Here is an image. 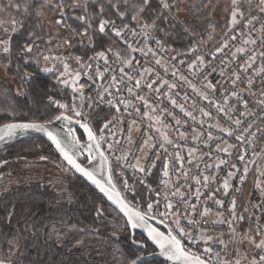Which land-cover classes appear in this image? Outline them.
<instances>
[{"label":"snow or ice","instance_id":"obj_1","mask_svg":"<svg viewBox=\"0 0 264 264\" xmlns=\"http://www.w3.org/2000/svg\"><path fill=\"white\" fill-rule=\"evenodd\" d=\"M13 8L25 17H31L34 9L36 27L40 29H28L16 57L25 65L34 62L39 66L43 61L41 70L56 73V84L62 86L65 97L71 90V100L62 102L49 95L46 111L33 119H18L15 107L5 108L0 115V142L29 133L41 134L57 154L62 170L98 192L97 222L104 223L107 204L130 240L128 248L114 249L117 264H153L152 257H163L164 264H264V165L260 163L264 149L255 150V145L264 141V0H230L225 9L226 29L214 50L208 49L201 37L183 52L167 43L169 29L181 27L186 37L196 34L190 31V24L179 21L174 14L173 9L177 13L181 9L173 0H157L156 8L152 0H24L23 7L20 0H7L6 4L0 0V13ZM215 8L214 0H199L187 11L193 19H207L210 14L203 9ZM69 9L81 12L73 15ZM48 12L57 14L51 18L57 35L53 37L49 32L45 39L39 18ZM3 22L0 19V24ZM23 27V23L18 25L12 19L11 31L2 29L0 56L7 59H0V67L5 71L12 63L13 38ZM209 28L214 32L216 25L209 23ZM77 37L91 55L87 51L67 56L53 53L54 41L56 48L71 49ZM97 37L107 38L110 43L98 49ZM208 38H212L211 33ZM237 39L240 45L232 50V42ZM42 44L47 46L44 51ZM241 56L243 62L238 59ZM217 60L220 79L213 82ZM185 64L189 75L201 78L199 87L181 71ZM31 77L32 73L25 71L21 80L27 82ZM178 85H187L207 107L193 101L189 110L186 102L190 97L187 93L181 97L176 91ZM103 105L109 112L115 110L111 119L104 114ZM176 109L199 126L192 127L193 145L187 147L186 156L182 150L189 133L181 129L187 120L182 121ZM124 113H135L140 123H147L142 128L136 118L131 119L127 136L121 128L128 144L139 143L140 155H133V164L128 163L130 152L115 157L120 166L117 171L112 156L114 146L121 141L115 139L114 129L117 123L124 125L125 121L119 119ZM134 131L142 133V143L134 141ZM233 139L235 142H230ZM169 147L177 151L170 152ZM49 159L40 156L41 161ZM161 160V187L154 188L147 177ZM8 163L0 159V166ZM125 164L137 174L131 184L121 175ZM250 171L257 199L253 202L250 195L241 210L233 193L241 191ZM138 189L146 191L147 198ZM68 199H72L71 193ZM15 214L12 205L7 210L9 224ZM24 223L25 231L31 228L37 234L44 227L48 238L55 235L61 239L74 230L101 236L99 227L77 229L63 220L60 225L67 228V233L56 223L50 228L42 226L35 216L26 217ZM225 226L226 232H217ZM18 239V234L13 235L10 245ZM77 243L82 244L83 239ZM0 264L6 262L0 260Z\"/></svg>","mask_w":264,"mask_h":264},{"label":"trees","instance_id":"obj_2","mask_svg":"<svg viewBox=\"0 0 264 264\" xmlns=\"http://www.w3.org/2000/svg\"><path fill=\"white\" fill-rule=\"evenodd\" d=\"M152 4L153 8L157 7L155 1H152ZM80 12L81 10L76 13L80 14ZM13 14L20 23H23L24 27L13 38L12 63L7 72L9 76L13 77L16 73L23 75L27 71L32 73V77L27 82L22 81L23 95H17L13 85L8 82L0 84V115L4 114L5 108L11 106L16 108L19 114L18 119H33L46 111L49 95L62 99V101H68L69 94L65 97L62 86L56 84V73L46 76L34 62L25 65L23 60L16 57V51L23 43L28 29L30 27L36 28L37 31L40 29L36 27L37 18L34 9L31 17H25L23 13L17 15L15 10ZM39 21L45 32V39H47L46 34L49 32L40 18ZM190 39L197 41L199 38L186 37L183 29L177 27L175 31L169 29L167 43L177 51H184ZM109 43L107 38L97 37L98 49L102 46L106 47ZM84 44L87 45L88 41ZM44 46L46 45H41V50ZM63 49L65 56L79 55L85 51H87V55L92 54L91 50L81 46L78 37L73 40L71 49ZM0 59H7V57L0 56ZM72 63L74 65L75 62ZM49 153L58 162L57 154L48 142L37 137L18 138L0 150V159L9 162L1 167L13 168L14 166L15 169L21 170L23 168L21 162L25 159L32 158L38 162L30 167L31 176L28 175L25 180L22 179L20 185L0 196V244L2 251L18 250L15 261H4L10 262V264H117L114 259V249L130 246L128 234L121 231L119 218L105 204V220L102 225L99 224L96 220L95 208L100 202V195L84 180L78 179L71 172H68V176L63 179L59 175L54 176L51 173L53 169L40 160V156ZM47 170L48 176L44 181H41L40 177L45 175L44 172ZM55 177L56 181H53ZM52 182H55L56 186H50ZM69 193L72 194L71 200L68 199ZM12 205L16 207V214L9 224L7 210ZM32 216L36 217L39 224L48 228L56 223L57 227L62 228L65 233H67V228L60 225L61 220L65 224L76 225L77 229L79 227H99L101 236L96 238L74 230L61 239H57L55 235L48 238L45 236L44 227L39 230V234L33 232L31 228L25 231L24 220L26 217L31 218ZM113 233L116 235L113 236ZM17 234L18 242L10 245L9 242L13 235ZM117 236L119 237L118 241ZM137 237L139 238V233H137ZM81 239H83V243H77ZM151 260L153 264H164V260L161 258Z\"/></svg>","mask_w":264,"mask_h":264},{"label":"rangeland","instance_id":"obj_3","mask_svg":"<svg viewBox=\"0 0 264 264\" xmlns=\"http://www.w3.org/2000/svg\"><path fill=\"white\" fill-rule=\"evenodd\" d=\"M152 1H155L157 3V0H152ZM20 2L23 7L24 1L20 0ZM173 2L176 3L177 6L181 9L178 13L175 11V9H173L174 14L178 17L179 21L190 24L191 25L190 31L196 34L194 37H197L199 39L203 37L204 40L206 41V44L209 45L217 41L219 36L223 33V30L226 29L225 9L229 8L230 0H214V3L216 4L215 10L203 9V11L206 14H210L208 15L207 19H205V17H201L200 19H193V14L187 11V8L189 7L190 4H197L199 3V0H173ZM3 3L6 4L7 0H5ZM14 10L15 9L13 8V11L11 12L0 13V19H3L4 21L3 24H0V35H4L2 31L3 28H8L9 32L11 31V20L12 19H15L18 25L20 24L19 19L16 18L13 14ZM69 11L73 15H77L78 13L76 12H79L80 9H75V10L69 9ZM56 15L57 14L54 12H48L45 16L40 17L43 25L47 28L48 32L52 34L53 37L57 35V28L54 25V23H52L51 18ZM209 23L216 25L214 32L209 28ZM209 33H211V37H212L211 39L208 38ZM87 41H88L87 38H85L84 42H87ZM54 42H53V53L54 54L59 53L63 55L64 49L56 48ZM46 47L47 46H44L42 48V51L46 50ZM43 66H44V63L43 61H41L39 65L40 71H42L41 69L43 68ZM21 76H22V73H18V74L16 73L15 76L13 77L9 76L8 72L5 71L3 67H0V84L5 83V82L12 84L14 87V91L17 95H23V89H22L23 85H22ZM62 102H69V100L68 101L65 100ZM15 140L16 139L10 142H7L3 146ZM49 154L47 156H49L50 159L44 162L53 169L51 173H53L54 176H57V175L61 176V179H63V177L68 176V172H65L62 170L63 166L60 165L57 162V160L51 156V153ZM37 163L38 162H36L35 159H32V158L25 159L21 162V166H23L21 170L15 169L14 166L13 168L12 167L8 168L7 166L6 167L0 166V196L4 195L6 192L13 190L14 187H17L18 185H20L22 183V179L25 180L28 175L31 176L32 172L30 170V167L34 166ZM47 173H48V170L47 172L46 171L44 172L45 175L40 177L41 181H44V179H46V177L48 176ZM53 181H56V177L53 179ZM54 185L56 186L55 182H52L50 184V186L52 187ZM15 247H18V246H15ZM17 254H18L17 249L11 250L8 252H3L2 246L0 244V260L15 261Z\"/></svg>","mask_w":264,"mask_h":264},{"label":"built area","instance_id":"obj_4","mask_svg":"<svg viewBox=\"0 0 264 264\" xmlns=\"http://www.w3.org/2000/svg\"><path fill=\"white\" fill-rule=\"evenodd\" d=\"M256 27L259 28V24H257ZM223 34L224 33H222L219 36L218 40L213 42L212 44H209V45L206 44V47L208 49H213L214 50V47L217 46L218 43L222 40ZM256 35H259V33H257ZM192 41H193V39H190V42L188 43L187 47L190 46ZM232 45H233L232 50H234V48L236 46L240 45V40L237 39L235 42H232ZM226 51H228V50H226ZM178 52H183V51H178ZM136 55L138 56L139 54L137 53ZM238 59L240 60V62H243L244 57L241 56V57H238ZM187 62L190 63L191 61L188 60ZM215 64L217 66V74H214L213 77H211L213 82H215L217 79H220V77L218 76L220 61L219 60L215 61ZM259 64H260V60H259V57H258L257 58V65L259 66ZM181 71L185 75H189L188 70H187V64H185L183 66ZM209 71H211V69H209ZM189 78L192 80V82L194 84L197 85V87H199L201 85V83H202V80L199 77V75H197V76L189 75ZM84 79H87V78H84ZM168 79L171 80L172 77L169 76ZM88 83L91 84V81L89 80ZM225 86L227 87V85H225ZM256 87L257 88L260 87L259 82H257ZM176 91H178L180 93L181 97L185 93H187L189 95L190 99H189V101L186 102V107H188L189 110H192L191 109V105H192L193 101H195L198 106L207 107L206 102L200 101L199 98L191 91V89L187 85H182V86L178 85V88L176 89ZM67 92L69 94V101H70L71 100V90L68 89ZM85 92L87 94L89 92V90L86 89ZM92 94L94 95V93H92ZM77 102L79 103V101H77ZM180 102L181 103H185L183 100H180ZM165 106H167L169 108L171 107L170 105L167 104V101H165ZM102 107L104 109V114L107 115L109 119H111L113 114H115V110L113 109L111 112H109L106 105H103ZM176 112L179 114V116L181 117L182 121L183 120H187V125H185L184 129H181V130H186L189 133L187 144L185 145V148L182 150V154H184L186 156L187 155V151H186L187 147L193 145V141L191 139L192 127H197L198 128L199 126L198 125H193V123H192V121L190 119H188L187 117H183V114L179 113V109H176ZM195 114H196L197 118L199 119L200 117H199L198 110L195 112ZM133 118L137 119L138 123L140 124V127L146 128V123L147 122L140 123L141 118H140V116H136L135 113L133 114V116H128L126 113H124L122 116H119V119H123L125 121V123H124V125H121V124L117 123L116 126H115V129H114V131L116 133L115 139L121 141V143H119L118 145L114 146L115 147V151H114L113 156H112V163H113V165L116 166L117 171H120V166L118 164H116L115 157L122 156V155L127 154V153L130 152V153H132V155H128V163L129 164H133V163H135V160L133 159V155H140V153L138 151L139 143L128 144L127 141L123 139V136H127V131H126L127 123H128V121H130ZM167 119H168V122H171V117H168ZM102 123H103V121H101V124ZM122 127L125 129V131L123 133V136L121 135V128ZM213 131H215V130H213ZM215 134L216 135H220L219 133H215ZM152 135L156 136L157 134L155 132H153ZM172 135L175 136V133H172ZM133 138H134V141H140V143H142V133L134 131L133 132ZM143 138H146V137H143ZM230 142L234 143L235 141L233 139ZM179 143L184 144L185 142L184 141H179ZM104 146L106 148L107 144H105ZM214 146L215 145H213V147ZM261 149H264V141L258 142L255 145V150L257 152H260ZM169 151L174 153L175 151H177V149H173V148L169 147ZM204 151H207V149H204ZM153 158H154V154H153ZM150 162L151 161H149V163ZM233 162H235V161H233ZM260 163L262 165H264V160H261ZM202 166L203 165H201V167ZM186 167H187V165H186ZM161 168H162V160H161L160 164L156 168L153 169L152 174L147 177L148 183L151 184L154 188H160L161 187V185H160V179L162 178ZM193 172H195L194 168H193ZM121 175H125L129 179V183L131 184L134 175H137V174H134L132 168L128 167L127 164H125ZM213 187H215V185H213ZM138 191L141 192V194L144 195L145 198H147L148 193L146 191H143L141 189H138ZM128 195L131 198V193H128ZM233 195L236 196L237 202L241 206V210H242V207L249 202L250 195H251L252 201L255 202V200L257 199V193L254 192V175H253V172L250 171V173H249V175H248V177L246 179V182L241 187V191L240 192H234ZM221 198H224V197H221ZM228 199H230V197ZM208 203L211 205L212 202L209 201ZM244 227L247 228L248 225L245 224ZM220 230H223V231L226 232L227 231L226 226L223 229H217V232H219Z\"/></svg>","mask_w":264,"mask_h":264},{"label":"water","instance_id":"obj_5","mask_svg":"<svg viewBox=\"0 0 264 264\" xmlns=\"http://www.w3.org/2000/svg\"><path fill=\"white\" fill-rule=\"evenodd\" d=\"M51 73H45L46 76L50 75ZM58 127V124L56 125ZM25 137H37V138H42V139H45V137H43L41 134L39 133H29L28 135L26 136H18L16 137L15 139H18V138H25ZM47 141V140H46ZM5 144V142H0V150L2 149L3 145ZM54 150V149H53ZM78 175V174H77ZM93 190H95L94 188H92ZM96 191V190H95ZM97 192V191H96ZM98 193V192H97ZM154 258H161L164 260L163 257H152L151 259H154ZM6 264H9L8 262H6Z\"/></svg>","mask_w":264,"mask_h":264}]
</instances>
